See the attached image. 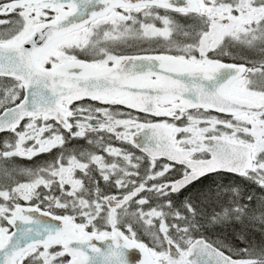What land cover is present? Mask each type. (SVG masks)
I'll return each instance as SVG.
<instances>
[{"label":"snow or ice","instance_id":"6c2138e0","mask_svg":"<svg viewBox=\"0 0 264 264\" xmlns=\"http://www.w3.org/2000/svg\"><path fill=\"white\" fill-rule=\"evenodd\" d=\"M0 264H264V0H0Z\"/></svg>","mask_w":264,"mask_h":264}]
</instances>
